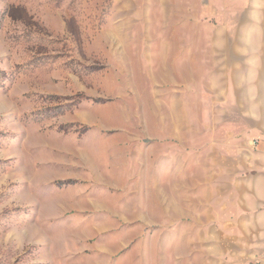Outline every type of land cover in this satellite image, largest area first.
<instances>
[{
  "label": "rangeland",
  "instance_id": "obj_1",
  "mask_svg": "<svg viewBox=\"0 0 264 264\" xmlns=\"http://www.w3.org/2000/svg\"><path fill=\"white\" fill-rule=\"evenodd\" d=\"M181 112L264 121V0H0V264H200Z\"/></svg>",
  "mask_w": 264,
  "mask_h": 264
},
{
  "label": "crops",
  "instance_id": "obj_2",
  "mask_svg": "<svg viewBox=\"0 0 264 264\" xmlns=\"http://www.w3.org/2000/svg\"><path fill=\"white\" fill-rule=\"evenodd\" d=\"M227 90L220 94L222 104L234 100L230 83ZM172 121L180 147L166 149L164 181L180 187L182 203L196 194V222H191L196 227L187 230L208 235L200 264H264V121L254 128L252 115H245L243 125L219 115L218 138L207 148L203 119H197V135L191 138L188 115L176 113ZM253 130L259 136L251 140Z\"/></svg>",
  "mask_w": 264,
  "mask_h": 264
}]
</instances>
